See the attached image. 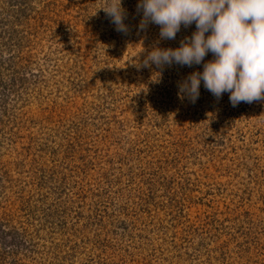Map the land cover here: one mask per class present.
<instances>
[{
	"label": "rangeland",
	"instance_id": "rangeland-1",
	"mask_svg": "<svg viewBox=\"0 0 264 264\" xmlns=\"http://www.w3.org/2000/svg\"><path fill=\"white\" fill-rule=\"evenodd\" d=\"M138 3L0 0V264H264V100L178 96L213 56L145 66L196 26Z\"/></svg>",
	"mask_w": 264,
	"mask_h": 264
},
{
	"label": "clouds",
	"instance_id": "clouds-1",
	"mask_svg": "<svg viewBox=\"0 0 264 264\" xmlns=\"http://www.w3.org/2000/svg\"><path fill=\"white\" fill-rule=\"evenodd\" d=\"M137 8L143 13L140 28L158 25L161 39L174 40L181 25L196 26L178 48H153L145 66L192 67L208 53L213 56L202 72H192L178 84V96L195 103L203 81L217 99L229 93L233 107L264 100V0H139ZM102 9L116 31H127L122 0H105Z\"/></svg>",
	"mask_w": 264,
	"mask_h": 264
},
{
	"label": "trees",
	"instance_id": "trees-1",
	"mask_svg": "<svg viewBox=\"0 0 264 264\" xmlns=\"http://www.w3.org/2000/svg\"><path fill=\"white\" fill-rule=\"evenodd\" d=\"M1 78V77H0ZM1 81H0V95H1V101L3 100V101H6L7 100V98H8V96L11 94V93H13L14 92V88L16 87V85H17V82H21L22 80H23V78H21L20 79V76H17V77H15V78H11L10 80H9V82L8 81H3L2 79H0ZM3 107V106H2ZM5 108H1L0 109V117H2L1 115H3L4 114V112H5ZM2 220V219H1ZM0 220V225H2V221ZM1 254H4L3 252H0V255Z\"/></svg>",
	"mask_w": 264,
	"mask_h": 264
}]
</instances>
